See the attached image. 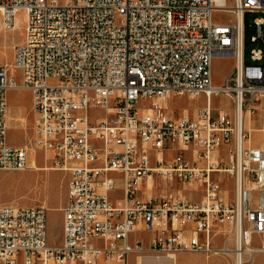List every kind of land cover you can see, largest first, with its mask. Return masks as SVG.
<instances>
[{
	"label": "built area",
	"instance_id": "1",
	"mask_svg": "<svg viewBox=\"0 0 264 264\" xmlns=\"http://www.w3.org/2000/svg\"><path fill=\"white\" fill-rule=\"evenodd\" d=\"M19 11L24 39L0 65V170L32 169L31 146L7 140V92L25 89L33 142L69 178L59 246L45 205L0 204V264H130L133 254L180 252L232 255L235 264L264 258V149L246 143L247 114L255 122L264 113V0H0L1 24L14 29ZM223 11L234 22L214 20ZM249 13L262 16L248 23ZM217 56L233 58L221 85ZM175 96L205 104L176 117L165 104ZM220 96L231 111L214 105ZM91 109L103 115L94 120ZM157 178L169 187L143 197ZM194 187L202 198L186 195ZM138 226L152 233L148 245L131 241Z\"/></svg>",
	"mask_w": 264,
	"mask_h": 264
},
{
	"label": "rangeland",
	"instance_id": "2",
	"mask_svg": "<svg viewBox=\"0 0 264 264\" xmlns=\"http://www.w3.org/2000/svg\"><path fill=\"white\" fill-rule=\"evenodd\" d=\"M61 4L69 3L73 0H58ZM233 0H228V6H232ZM262 16L259 13L246 14L245 20L248 23H252L254 19ZM214 20L217 22H234V17L229 12H219L214 16ZM18 21V22H17ZM15 28H6L0 22V65L9 64L14 59L13 48L16 44L22 41L24 35L26 15L24 11H19L15 15ZM233 70V58L217 56L213 59L212 73L213 82L216 85L225 83L226 78L231 74ZM17 81L21 82V72L18 70L15 73ZM215 106L224 107L230 111L233 109L231 101L225 97H215L213 99ZM7 104L12 115L23 116L25 122H12V126L9 128L7 140L12 146L30 145L31 151L35 149L36 159L40 167L53 168L52 157L48 152H44L35 146L34 139V118L35 114L32 109V93L30 90L25 89H11L7 92ZM151 101H140L139 106L149 105ZM168 106V110L176 117H180L185 110L189 114H193L197 107L205 104V97L197 99H191L188 96H175L170 101L165 103ZM264 104V100H263ZM21 114V115H19ZM90 115L92 119H97L103 115V112L91 109ZM23 123V124H22ZM253 126L257 129L264 130V113L260 112L256 115ZM246 130L248 131V123L246 122ZM253 145H261L264 143V132L254 131L250 133ZM174 152H169L168 157H172ZM225 156V150L223 151ZM189 158L193 155L191 152L186 153ZM69 173L52 169V170H23V171H1L0 170V204L12 203L23 207H31L36 205H45L48 208L49 219V240L51 245L57 246L62 243L63 233V212L62 207L65 206L67 201V182ZM223 187L226 190L227 197L233 195V179L225 174L223 176ZM167 184L158 178L156 179L155 188L153 194H159L163 189L168 188ZM180 187L175 185L174 189ZM189 198L194 200L199 199L203 192L201 188H187L185 191ZM114 203L118 204V200L122 198V192L120 190L111 194ZM151 232L144 229V227L138 226L137 229L131 234V241L133 242L137 238H141L143 243L148 242ZM257 244V242H254ZM192 254V258L187 256H179L178 264H206L209 256L204 254ZM172 261V262H171ZM176 263V264H177ZM102 264V263H101ZM132 264H135L134 257L132 258ZM156 264V262H153ZM160 264H173V260L166 258L161 261ZM252 264H264V259L258 255Z\"/></svg>",
	"mask_w": 264,
	"mask_h": 264
},
{
	"label": "crops",
	"instance_id": "3",
	"mask_svg": "<svg viewBox=\"0 0 264 264\" xmlns=\"http://www.w3.org/2000/svg\"><path fill=\"white\" fill-rule=\"evenodd\" d=\"M24 35H25V31H24ZM24 35H23V37H22V40L24 39ZM13 122V121H12ZM25 122V121H24ZM13 125V124H12ZM8 126H9V124H8ZM10 128V127H9ZM19 146H21V145H19ZM255 146H258V147H260L259 145H255ZM156 183V182H155ZM154 190V189H153ZM153 190H150V191H148V189L146 188V185L144 184V186H143V193H142V196L143 197H149V196H157V195H154L153 194ZM200 198H202V196L200 197ZM199 198V199H200ZM66 204V203H65ZM62 209H63V207H62ZM141 227V226H140ZM151 237H152V234H151V236L149 237V239H148V242L145 244V245H148V243H149V241H150V239H151ZM136 240V239H135ZM134 240V241H135ZM133 241V242H134ZM223 244V242L221 241V240H218L217 241V243H216V245L217 246H221ZM61 245V244H60ZM57 246H59V245H57ZM190 253H196V254H204V255H206L205 253H201V252H180V253H177L176 255H177V257H179V256H187V257H189V259L190 258H192V254H190ZM207 256H209V259L207 260V262H206V264H235L234 263V260H233V257H232V255H224V254H211V255H207ZM258 256H260V257H262L263 258V256L261 255V254H258ZM134 257V261H135V264H139V257H137V255H135V254H133L132 256H131V260H130V264H132V258ZM167 257H162V258H159V259H155L154 257H151V256H146V257H143L142 259H143V263L144 264H153V262H159V261H162V260H164V259H166ZM171 259V258H170ZM264 259V258H263ZM177 262H178V259H177ZM178 264V263H177ZM186 264H188V262H186Z\"/></svg>",
	"mask_w": 264,
	"mask_h": 264
},
{
	"label": "bare ground",
	"instance_id": "4",
	"mask_svg": "<svg viewBox=\"0 0 264 264\" xmlns=\"http://www.w3.org/2000/svg\"><path fill=\"white\" fill-rule=\"evenodd\" d=\"M18 22V21H17ZM12 112V111H11ZM10 112V109L8 108V114H7V117H8V124H9V127H11L12 126V121H15V122H18V121H21V122H23L24 123V121H25V118L23 117V116H14V115H12V113ZM185 114H188V111L187 110H185ZM19 115H21V114H19ZM246 122L248 123V132L249 133H252V132H254V131H261V132H264V130H261V129H257V128H255L254 126H253V119L252 118H250V114L248 113L247 114V118H246ZM22 123V124H23ZM247 144H252V139L251 138H249V140L246 142ZM260 147H262L263 149H264V143H262L261 145H260ZM32 151L33 152H30L29 153V157H30V164H31V167H32V169L31 170H52L53 168H49L48 167V165L46 166V167H40L39 165H38V162H37V159H36V154H35V149H32ZM149 185V188H148V191H150L151 189H152V187H153V180L152 179H150L149 180V183H148ZM253 249V246H250V247H247V249H244V251L242 250V251H238V254H242L243 256H244V254L245 253H249L251 250ZM240 252V253H239ZM167 258H171V260H173V264H176L177 263V259H178V257H177V255L176 254H174V255H171V256H169V257H167ZM156 259V258H155ZM172 262V261H171ZM161 263V261H159V262H156V264H160ZM139 264H144L143 263V259L142 258H139Z\"/></svg>",
	"mask_w": 264,
	"mask_h": 264
},
{
	"label": "trees",
	"instance_id": "5",
	"mask_svg": "<svg viewBox=\"0 0 264 264\" xmlns=\"http://www.w3.org/2000/svg\"><path fill=\"white\" fill-rule=\"evenodd\" d=\"M246 35L248 36V30H246ZM247 40H246V45H247ZM246 49H248V47H246Z\"/></svg>",
	"mask_w": 264,
	"mask_h": 264
}]
</instances>
